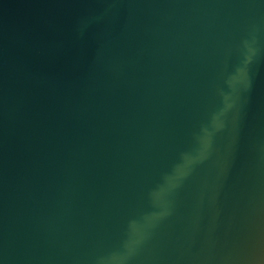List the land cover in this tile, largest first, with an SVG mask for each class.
<instances>
[{
	"label": "water",
	"instance_id": "95a60500",
	"mask_svg": "<svg viewBox=\"0 0 264 264\" xmlns=\"http://www.w3.org/2000/svg\"><path fill=\"white\" fill-rule=\"evenodd\" d=\"M133 221L125 264H264V0H0V264Z\"/></svg>",
	"mask_w": 264,
	"mask_h": 264
},
{
	"label": "clouds",
	"instance_id": "9594fccd",
	"mask_svg": "<svg viewBox=\"0 0 264 264\" xmlns=\"http://www.w3.org/2000/svg\"><path fill=\"white\" fill-rule=\"evenodd\" d=\"M223 125L219 122V117H213V127L216 129L221 128ZM203 134L199 137L200 141V151L197 156H193L190 154H185L183 157V163L177 166L176 176L169 178V183L171 184L175 179L186 175V169L192 165L196 160L203 159L208 150L211 148L212 143V131L208 128H204L202 130ZM158 195V194H154ZM154 217L149 216L146 217L148 223L153 221ZM130 231L132 233L130 239L124 245V251L122 253H114L109 257L102 258L103 264H125V262L135 253L137 246L141 242L142 235L139 231V228L135 221L130 224ZM140 237V238H137Z\"/></svg>",
	"mask_w": 264,
	"mask_h": 264
}]
</instances>
